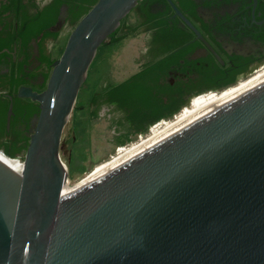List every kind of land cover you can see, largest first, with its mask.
<instances>
[{
    "label": "water",
    "instance_id": "obj_1",
    "mask_svg": "<svg viewBox=\"0 0 264 264\" xmlns=\"http://www.w3.org/2000/svg\"><path fill=\"white\" fill-rule=\"evenodd\" d=\"M138 1L97 0L45 88L18 89L39 113L22 172L0 162V264H264V83L62 196L63 129L97 49ZM11 115L10 101L7 129Z\"/></svg>",
    "mask_w": 264,
    "mask_h": 264
},
{
    "label": "flooded vegetation",
    "instance_id": "obj_2",
    "mask_svg": "<svg viewBox=\"0 0 264 264\" xmlns=\"http://www.w3.org/2000/svg\"><path fill=\"white\" fill-rule=\"evenodd\" d=\"M204 1H207V5L197 8L199 17L190 22L214 52L184 22H178L177 28L190 34L188 41L182 46L192 48L186 57L188 63L183 65L184 61L181 60V67L172 65L166 75L158 79L161 88L174 87L176 82L180 81L182 93L172 95L176 100L185 99L187 104L193 97L201 94L221 92L219 89L225 82L234 80L238 83L241 78L264 64V0ZM49 2L50 0H0V90L14 88L17 96L20 87H31L37 92L45 88L47 80L45 81L43 74L49 71L51 63L43 61L42 57L52 55L53 58H58L54 54L53 45L61 35L62 29H69L64 23L67 6L60 7L58 21L55 24L58 27L56 31H59L56 41H42L41 35H38L23 44L16 32L23 17L33 16L37 8L41 9ZM130 35L136 37L140 34L125 36ZM142 35L143 48L135 60V69L120 80L97 81L91 88V96L95 95L96 101L88 106L89 110H96L93 119L104 115L110 121L114 132V144L125 138L142 135L139 131L145 126L146 116L140 112H132L133 110L125 104L124 94L117 90L124 80L140 72L146 64L162 57V53L153 50L158 46L153 44V36L147 32H143ZM4 40L8 41L9 45L2 46ZM211 61L218 67L210 68L212 78L210 82L205 83L200 72L209 71ZM199 89L216 91L209 90L196 94ZM6 95L11 96L13 100L14 95ZM162 99L164 102L168 100L167 96H163ZM12 100L9 99L11 102ZM132 114L134 117L137 115L138 121H132ZM34 118L30 120V134Z\"/></svg>",
    "mask_w": 264,
    "mask_h": 264
},
{
    "label": "trees",
    "instance_id": "obj_3",
    "mask_svg": "<svg viewBox=\"0 0 264 264\" xmlns=\"http://www.w3.org/2000/svg\"><path fill=\"white\" fill-rule=\"evenodd\" d=\"M96 2L97 0H50L43 8H37L33 16L23 17L17 28L16 34L21 37L23 44H26L30 38H35L38 35H41L42 41L51 40L54 42L58 37L59 31L52 30L51 28L58 21L61 5L67 6V15L64 18V23L71 31L80 18L85 15ZM172 2L189 20L199 17L197 8L207 5V1L204 0H172ZM130 12L133 13V21L129 20ZM130 12L120 21L119 26L110 35L109 39L97 49L93 61L99 58L105 50L117 44L126 34L147 32L153 36V44L158 45L155 46L153 50L162 53V57L154 62L146 64L140 72L124 80L117 87V90H120V92L124 94L126 98L125 104L133 110L132 112H140L146 116L145 126L139 131L142 134H146L148 128L152 124L161 120L170 122L176 119L183 113L184 107L187 106V101L185 99L179 98L176 100L172 95L175 93H182L180 81H177L174 87L161 88L158 79L160 76L166 75L172 65L181 67V60L184 61L183 65H186L188 63L186 57L189 52H191L192 48L182 47L185 42L188 41L190 34L189 32L177 28L176 24L178 22L181 23V20L178 16L174 15L173 9L166 0H139ZM2 44V46L9 45L6 40H4ZM63 49L64 47L56 54L57 57L61 55ZM42 60L52 64L55 58L50 55L49 57H42ZM216 65L214 61H211L209 71L204 73L200 72L203 82L205 81L206 83L211 81L212 74L210 73V68H217L218 66ZM50 71L51 66L49 71L43 74L45 81ZM235 84L236 82L234 80L227 81L219 90L223 91V89L225 90ZM209 90L210 89H199L196 91V94ZM15 91L14 88L4 91L0 90V149L5 154L4 155L0 151V156L13 167L21 170L24 154L29 143L30 120L32 117L38 115L39 108L37 102L17 97ZM210 91L216 90L211 89ZM6 94L14 95L9 129L6 128V114L10 101ZM163 96H167V102L163 101ZM95 101L96 96H91L90 92L87 99V106H91ZM88 115L93 119L96 116V110H89ZM174 115L176 116L172 119ZM134 116L133 114L131 115L132 121H138L137 115L136 117ZM135 138L136 137L125 138L119 141L117 146L128 144ZM129 146L123 147L121 150H125ZM66 165L68 168V178L74 180L77 177L74 172V166L70 162H67ZM84 171L85 170L82 169L77 173L79 174L78 176L82 175Z\"/></svg>",
    "mask_w": 264,
    "mask_h": 264
},
{
    "label": "rangeland",
    "instance_id": "obj_4",
    "mask_svg": "<svg viewBox=\"0 0 264 264\" xmlns=\"http://www.w3.org/2000/svg\"><path fill=\"white\" fill-rule=\"evenodd\" d=\"M133 18V13L130 12L129 20L133 21ZM69 32L68 28L62 29L61 35L53 45L55 55L65 46ZM136 34L140 35L136 37L131 35L124 36L117 44L111 46L99 58H96L88 69L86 79L78 92L74 107L61 136L60 158L65 165L67 162H70L74 166L75 175H77L74 180L67 178V185L72 186L79 182L96 165L109 160L123 151L121 148L138 142L140 139L149 136L169 123L160 121L153 124L146 134L138 135L128 144L117 146V144L113 143L114 132L107 117L100 115L96 119H91L88 115L89 107L87 106V99L95 82L111 79L120 80L135 69V60L139 57L140 50L143 48L144 39L143 32ZM263 65H259L255 71H252L248 76L241 78L239 81L262 71ZM219 93H204L193 97L187 106L184 107L183 113ZM18 160L21 161L20 159ZM82 169L85 170L84 173L78 176L79 174L77 173Z\"/></svg>",
    "mask_w": 264,
    "mask_h": 264
},
{
    "label": "bare ground",
    "instance_id": "obj_5",
    "mask_svg": "<svg viewBox=\"0 0 264 264\" xmlns=\"http://www.w3.org/2000/svg\"><path fill=\"white\" fill-rule=\"evenodd\" d=\"M264 83V69L249 78H246L234 86L228 87L226 90L221 91L216 96H213L190 110L186 111L176 119L170 121L166 125H164L161 129L154 131L149 136H146L140 139L138 142L132 144L127 149L121 151L116 154L109 160L102 162L96 165L83 179L79 182L71 185L65 184L62 189V196L67 195L70 191L83 186L105 174L116 169L120 165L128 162L134 157L140 155L144 151L150 149L151 147L157 145L178 131L186 128L192 123L202 119L203 117L209 115L216 109L222 107L223 105L233 101L234 99L240 97L241 95L247 93L248 91L258 87L259 85ZM1 151V150H0ZM2 152V151H1ZM3 153V152H2ZM4 154V153H3ZM5 155V154H4ZM7 156V155H6ZM8 157V156H7ZM0 162L15 171L16 173H21L22 169L19 170L13 167L10 163L4 160L0 156Z\"/></svg>",
    "mask_w": 264,
    "mask_h": 264
},
{
    "label": "built area",
    "instance_id": "obj_6",
    "mask_svg": "<svg viewBox=\"0 0 264 264\" xmlns=\"http://www.w3.org/2000/svg\"><path fill=\"white\" fill-rule=\"evenodd\" d=\"M175 116H176V115H175ZM175 116H174V117H175ZM161 121L163 122V121H165V120H161Z\"/></svg>",
    "mask_w": 264,
    "mask_h": 264
}]
</instances>
